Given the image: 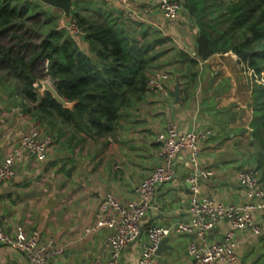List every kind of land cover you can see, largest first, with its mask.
<instances>
[{
	"label": "crops",
	"instance_id": "obj_1",
	"mask_svg": "<svg viewBox=\"0 0 264 264\" xmlns=\"http://www.w3.org/2000/svg\"><path fill=\"white\" fill-rule=\"evenodd\" d=\"M23 1L40 4L39 9L31 10L28 23L33 19L42 21L44 14H54L55 25L70 32L68 25L75 14L93 21L112 16L123 21L137 38L143 32L150 35L157 32L171 39L166 42L167 47L195 55L196 27L181 3L178 16L166 19L155 0H128L126 4L121 0H74L69 15L40 0ZM127 10L129 15H124ZM52 25L34 26L33 30L41 37ZM81 45H86L83 40ZM173 59V52L169 51L161 57L162 67L156 70L167 71L171 87L177 74H173V68L180 64L173 63ZM0 74L5 77L4 72ZM254 77L253 70L238 61L231 51L199 59L187 75L180 74L178 102L172 95L161 97L157 91L148 89L142 101L123 111L116 129L102 135L73 131L69 124L56 118L52 123L40 121L33 116V103L21 98L11 83L0 80V162L31 127H36L41 135L53 137L44 159L22 157L15 162L14 175L0 181L3 229L12 233L17 224H22L28 234L37 231L41 242L61 247V253L46 264H88L96 258L105 264L109 230L104 225L95 228L103 218L100 203L107 192H113L123 203L136 197L134 187L160 163L156 138L168 122L175 123L181 131L211 130L201 142L199 168L213 174L199 175L197 195H208L225 203H234L238 197V203H243L246 197L236 174L240 169L254 168L255 147L249 126ZM38 91L41 93L40 86ZM174 165V179L158 187L152 207L142 219L144 230L150 225L172 227L189 220L192 191L184 179L197 170L185 152L175 156ZM230 230V222L222 220L207 233V238L223 239ZM145 237L143 232L138 240L126 245L118 264H138ZM192 239L191 233L171 234L165 244L167 248L159 255L153 254L150 264H193L186 249ZM235 241L238 264H264V236L257 237L249 230L236 231ZM0 264L31 263L20 251L0 245Z\"/></svg>",
	"mask_w": 264,
	"mask_h": 264
},
{
	"label": "trees",
	"instance_id": "obj_2",
	"mask_svg": "<svg viewBox=\"0 0 264 264\" xmlns=\"http://www.w3.org/2000/svg\"><path fill=\"white\" fill-rule=\"evenodd\" d=\"M178 1L196 27L194 56L167 47L171 39L157 32L137 38L112 16L93 21L75 14L72 22L81 33L73 34L55 25L54 14L28 23L39 3L0 0V71L15 80L17 94L33 103V116L40 121L56 118L73 131L96 135L113 132L123 111L144 99L149 77L169 51L172 62L180 63L173 68L179 76L187 75L199 59L229 51L255 75L264 72V0ZM48 23L53 25L39 37L33 27ZM43 79L72 106L63 107L48 91L39 93ZM251 100L253 167L264 184V83L253 81Z\"/></svg>",
	"mask_w": 264,
	"mask_h": 264
},
{
	"label": "built area",
	"instance_id": "obj_3",
	"mask_svg": "<svg viewBox=\"0 0 264 264\" xmlns=\"http://www.w3.org/2000/svg\"><path fill=\"white\" fill-rule=\"evenodd\" d=\"M127 3L128 0H121ZM156 7L166 19H174L181 10L178 0H155ZM124 15H129L125 11ZM68 28L73 34H80V29L74 22ZM45 65L47 60L44 61ZM148 89L155 90L161 97H169L171 82L167 72L155 71L147 81ZM211 134L210 129L194 128L181 131L173 122H168L166 128L156 138L159 143L158 155L160 163L135 187L136 197L123 203L113 192H107L100 203L103 218L95 226L104 225L109 230L106 244L109 253L105 264H118L121 250L131 242L140 238L145 232V240L141 244L138 264H150L158 243L171 234H193L187 244V254L193 264H238L236 253L235 232L249 230L257 237L264 236V184L254 168L240 169L237 183L243 189L246 200L243 203L218 202L211 196H198L197 184L199 175L211 176L210 170L199 168L201 142ZM53 143L51 134L41 135L36 127H31L11 148L10 152L0 162V181L14 175L15 162L22 157L44 159ZM185 152L191 165L197 170L184 179L188 183L192 195L189 199V220L177 222L172 227L150 225L145 228L142 219L152 207L158 187L171 182L175 175V156ZM222 220L230 222L232 230L223 239L208 240L207 233ZM0 245L10 246L20 251L31 264H46L62 251L61 247L53 248L50 242H41L38 232L27 233L22 224H17L12 233L3 229L0 222ZM88 264H104L100 259H92Z\"/></svg>",
	"mask_w": 264,
	"mask_h": 264
},
{
	"label": "water",
	"instance_id": "obj_4",
	"mask_svg": "<svg viewBox=\"0 0 264 264\" xmlns=\"http://www.w3.org/2000/svg\"><path fill=\"white\" fill-rule=\"evenodd\" d=\"M40 1H42L45 4L52 6L54 8H59L65 13V15H69L71 4L74 0H40ZM40 84H41V93L44 91H48V92H50L52 97L59 104H61L63 107H71L72 106V104H73L72 102L66 101L63 97H61L58 94V92L56 91V89L54 88L52 83L49 81V79L41 80ZM170 94L173 96V99L175 102H178L180 100V97H181V81H180L179 74L175 75V81H174L172 87L170 88ZM251 139H252V136H251ZM68 172H69V170H68ZM189 186L190 185L188 183H186V187H189ZM234 203L235 204L238 203V197L234 198ZM167 240H168V237H165L158 243L154 254L159 255L163 249L167 248L165 246Z\"/></svg>",
	"mask_w": 264,
	"mask_h": 264
},
{
	"label": "rangeland",
	"instance_id": "obj_5",
	"mask_svg": "<svg viewBox=\"0 0 264 264\" xmlns=\"http://www.w3.org/2000/svg\"><path fill=\"white\" fill-rule=\"evenodd\" d=\"M38 39H39V37H38ZM164 70H166V69H164ZM161 71V70H160ZM169 71V70H168ZM171 71H172V68H171ZM167 72V71H166ZM170 74H172V72L170 73ZM173 74H175V73H173ZM254 79L256 80V81H258V82H262V83H264V72H261L260 73V75H255V77H254ZM0 80H1V82H3V83H6V84H8V83H11L14 87H16L15 86V80L13 79V78H9L8 79V77H4L3 76V74H0ZM12 91H13V89H12ZM171 96V95H170ZM169 96V97H170Z\"/></svg>",
	"mask_w": 264,
	"mask_h": 264
}]
</instances>
